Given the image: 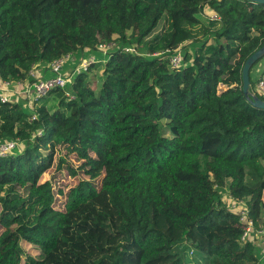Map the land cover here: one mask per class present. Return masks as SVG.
<instances>
[{"label": "trees", "instance_id": "obj_1", "mask_svg": "<svg viewBox=\"0 0 264 264\" xmlns=\"http://www.w3.org/2000/svg\"><path fill=\"white\" fill-rule=\"evenodd\" d=\"M175 19L200 33L177 68ZM262 45L264 4L247 0H0L1 78L31 82V69L52 76L55 59L68 57L64 70L94 59L31 104L0 101V143L17 141L0 157V264H189L197 252L196 264H264L222 199H243L264 226V108L241 89ZM262 71L264 55L250 89ZM226 109L256 122L237 129ZM60 144L82 161L57 168L86 178L57 190L56 208L52 182L33 172Z\"/></svg>", "mask_w": 264, "mask_h": 264}, {"label": "built area", "instance_id": "obj_2", "mask_svg": "<svg viewBox=\"0 0 264 264\" xmlns=\"http://www.w3.org/2000/svg\"><path fill=\"white\" fill-rule=\"evenodd\" d=\"M213 14V13H212ZM208 14L209 19H218V16ZM111 45L101 44L100 48L105 51ZM126 50L133 51L134 48H126ZM157 54V53H156ZM66 57L55 59L50 64L52 76L42 78L41 71L38 69H31L29 74L32 77L31 82L26 81H10L0 77V101L7 102L9 100L19 98H27L28 103L31 104L41 96L46 95L51 89L57 87H64L65 84L77 73L85 70L87 66L94 60L93 57H88L81 60V63L68 70H64V63ZM169 63L172 67L177 68L182 63V53L180 46L174 48L169 55ZM40 72V74H39ZM35 78V80H33ZM250 91L259 96L264 95V71L259 76L253 89ZM35 118V115H33ZM41 131H38L40 134ZM17 147L16 140H7L0 143V157L6 156ZM229 196V195H228ZM228 207L231 211L239 215V220L242 223L243 232L241 235L242 240L259 241L264 248V226L256 227L253 220L248 215V208L246 207L243 199H234L231 196L228 198ZM191 253V252H190Z\"/></svg>", "mask_w": 264, "mask_h": 264}, {"label": "rangeland", "instance_id": "obj_3", "mask_svg": "<svg viewBox=\"0 0 264 264\" xmlns=\"http://www.w3.org/2000/svg\"><path fill=\"white\" fill-rule=\"evenodd\" d=\"M205 13L207 14H212V16L217 15L215 11L212 9H205ZM218 16V15H217ZM189 24L178 21L175 19V27H176V37L174 41V46L179 45L181 48L186 46L188 43H190L194 38H196L200 33L199 29L189 28ZM103 63L99 65L96 69V72H99L100 69L102 68ZM257 68H261V64L257 65ZM96 87H99V81H96L95 83ZM94 86V87H95ZM229 86V85H227ZM226 85H221V89L225 90L227 88ZM232 86V85H230ZM225 117L227 122L234 126L237 129H241L242 126L244 125H250L256 122V119L254 117H250L247 114L237 112L233 109H226L225 110ZM260 121L258 122H263L264 119H259ZM259 130L262 132L263 138H264V127L259 128ZM167 138L171 141L176 143L177 140L175 137L169 135L166 133ZM62 157L64 158L67 162L69 163L72 167H78L80 162L82 160H78L75 157L74 153H70L67 151L66 146L64 144H60L56 147L55 149V154H54V160L53 164L51 166L45 165L39 168L37 171L33 172V178L36 182H43L45 180H49L53 184V191L55 192V207L56 208H63V202L65 200L64 193L59 194L57 193V190L61 189L63 192H66L70 187L74 186L80 179H85L86 175L82 171H78L76 176L69 175L67 173V170L65 167H62L60 169L57 168L58 163H59V158ZM33 164L34 162L31 160L29 162V166L33 169ZM100 181H101V176L98 177L95 182L97 186H100ZM22 194L26 193V190L23 189ZM228 198L229 196L225 193H223L222 199L228 203ZM230 209V208H229ZM187 246V245H186ZM190 247L185 249V254L186 256L190 257V254L188 253ZM24 249L26 252L31 253V254H36L37 251L32 248L30 245L25 244ZM198 252L196 254H193L188 260L190 261L189 264H196L197 262L201 261L200 257L198 258Z\"/></svg>", "mask_w": 264, "mask_h": 264}, {"label": "water", "instance_id": "obj_4", "mask_svg": "<svg viewBox=\"0 0 264 264\" xmlns=\"http://www.w3.org/2000/svg\"><path fill=\"white\" fill-rule=\"evenodd\" d=\"M264 4V0H247ZM264 55V45L250 54L243 63L241 69V89L247 100L255 107L264 108V100L250 91L249 71L252 65Z\"/></svg>", "mask_w": 264, "mask_h": 264}, {"label": "crops", "instance_id": "obj_5", "mask_svg": "<svg viewBox=\"0 0 264 264\" xmlns=\"http://www.w3.org/2000/svg\"><path fill=\"white\" fill-rule=\"evenodd\" d=\"M39 74H40V72H39ZM253 88V87H252Z\"/></svg>", "mask_w": 264, "mask_h": 264}]
</instances>
